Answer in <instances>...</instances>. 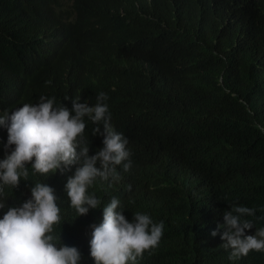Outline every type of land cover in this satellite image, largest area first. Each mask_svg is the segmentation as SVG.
<instances>
[{"label": "trees", "instance_id": "trees-1", "mask_svg": "<svg viewBox=\"0 0 264 264\" xmlns=\"http://www.w3.org/2000/svg\"><path fill=\"white\" fill-rule=\"evenodd\" d=\"M100 92L132 162L117 167L119 181L88 188L100 208L70 207L65 185L83 158L59 177L29 163L0 218L39 181L60 208L51 234L79 249L80 264H94L90 225L113 197L129 222L135 212L164 222L137 264H264L256 251L230 261L224 229L211 235L231 205L256 209L247 234L264 227V0H0V108L45 96L71 110V99L93 106ZM85 122L94 155L103 136ZM14 147L0 144V160Z\"/></svg>", "mask_w": 264, "mask_h": 264}, {"label": "clouds", "instance_id": "clouds-1", "mask_svg": "<svg viewBox=\"0 0 264 264\" xmlns=\"http://www.w3.org/2000/svg\"><path fill=\"white\" fill-rule=\"evenodd\" d=\"M68 99L71 98L65 97ZM107 99L104 92L97 95L93 106L80 103L79 98L71 99L70 110L64 104L57 105L54 97L40 96L38 103H25L21 107L18 103L14 110L0 108L1 147L15 146L0 160V210L8 202L5 196L8 186L17 187L21 178L28 180L27 164H31L35 173L59 177L63 168L81 158L82 165L65 185L70 207L77 216L86 215L90 208H100L102 201L89 194L88 188L97 177L119 181L117 167L123 165L127 171L132 163L127 138L115 131L110 122ZM85 117L96 125L93 134L103 136L102 141L94 144L103 148L94 155H89L88 144L92 143L84 138ZM102 208V222L90 225V256L94 264H137L144 252L158 246L163 236V221L156 223L150 215L135 212L133 221L129 222L116 197ZM255 213L254 208L231 205V210L223 213L224 223L212 230L215 237L221 227L224 229L220 236L224 243L220 246L228 251L230 261L246 257L251 251L264 253V227H255L254 234L245 231L255 226L245 217ZM60 221L54 189L35 182L31 198L20 206L9 207L0 218V264H80L79 249L56 243V237L51 234Z\"/></svg>", "mask_w": 264, "mask_h": 264}]
</instances>
